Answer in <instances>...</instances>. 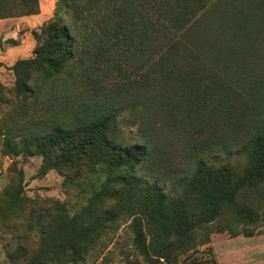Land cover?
I'll list each match as a JSON object with an SVG mask.
<instances>
[{"label":"trees","instance_id":"1","mask_svg":"<svg viewBox=\"0 0 264 264\" xmlns=\"http://www.w3.org/2000/svg\"><path fill=\"white\" fill-rule=\"evenodd\" d=\"M106 1L97 20L93 8ZM205 1L57 2L40 32L34 34L32 56L17 58L9 66L14 75L12 86L0 82V98L2 93H10L18 100L1 132L2 152L8 156L38 155L37 176L55 170L63 176L65 188L78 186L89 193L85 203L73 212L65 204L54 202L53 211L32 213L28 223L39 232L37 247L30 250L18 243L7 254L10 260L19 258L20 264H76L103 232L118 220L130 218L133 247L144 264H171L179 255L208 243L212 232L251 235L262 224L264 113L248 116L243 122L237 102L243 99L241 92L252 89L250 83L239 82L236 87L241 91L233 88L231 92L218 80L225 70L220 68L222 72L217 73L214 68H219L216 64L226 67L227 60L243 55L245 39L264 25V0H247L250 7L260 5L255 15L259 20L254 24V19L246 21L251 13L225 9L216 23L220 27L211 31L202 24V17L197 22L199 11L207 7ZM4 2L22 11L1 17L38 12V0ZM137 8L141 9L137 14L140 19H130ZM215 15L210 9L203 17ZM78 18L92 20V26L84 32L77 30ZM226 20L234 21L233 29L225 27ZM206 41L210 48L204 46ZM123 43L129 46L128 51L123 50L121 58L115 50L112 54V49ZM94 47L97 52L91 61ZM99 50L106 56L110 53L109 59L115 60L120 70L126 68L134 89L103 85L87 93L79 86L77 74L89 73ZM158 87L175 90L181 96L191 94L195 101L198 91L203 102L217 97L224 113L233 108L241 124L187 149L183 167H163L153 156L150 138L128 144L122 131L125 123L119 120L125 112L129 123L138 119L140 126L144 125L141 129H152L156 117L169 105V100L156 104L154 92ZM233 146L244 155L241 168L229 159L207 162L213 150ZM171 179L177 181L178 188L167 193L163 184ZM23 191L19 170L17 181L0 195V219L23 210Z\"/></svg>","mask_w":264,"mask_h":264},{"label":"rangeland","instance_id":"2","mask_svg":"<svg viewBox=\"0 0 264 264\" xmlns=\"http://www.w3.org/2000/svg\"><path fill=\"white\" fill-rule=\"evenodd\" d=\"M2 1L4 0H0V61L4 60L5 63L2 62L3 65L0 67V82L11 87L14 75L9 66L17 58L32 56V50L36 43L34 34L40 32L41 25L52 15L57 2L62 5L63 2L62 0H38L37 13L1 17L4 14L9 15L7 13L10 11H22L20 7L11 9L7 3L4 2L5 5ZM220 1L221 4L215 6ZM107 4V1L100 2L93 8L97 20L98 14ZM205 4L207 7L201 9L197 14V22L202 17V24L209 31L220 27L216 23L225 9H229L230 12L251 13L246 21L254 19L253 24L259 20L255 15L258 14L257 9L260 5L250 7L247 0H206ZM243 8L250 10L246 11ZM210 9L216 15L214 18L209 16L205 19L203 15ZM134 11L133 14L130 15L132 13L130 12L125 16L128 18L130 15V19L139 20L140 16L137 14L141 12V9L137 8ZM226 22L225 27L229 30L233 29L234 21L226 20ZM245 23L241 27H244ZM87 26H92V20L77 19L76 28H79L77 30L81 31L80 29H82L84 32ZM245 41L243 55H239L240 57L237 59L227 60L226 67L223 64H216L219 68H214L217 73L222 72L220 68L225 70L224 73L219 74L221 78L218 80L220 83L226 84L231 92H234L233 88L241 91L236 87L239 82L250 83L249 89H252L241 92L242 101L237 102L233 98L241 109L242 118L244 117L243 122L249 118L248 116L257 115L259 112L260 114L264 113V25L254 29ZM206 42L207 44L204 46L210 48L209 41ZM9 47L12 48L8 51ZM191 47L193 52L197 53L198 50L194 46ZM230 47L233 46L230 45ZM95 49L96 47L91 49V61L95 59L97 52ZM128 49V45L118 44L112 49V54L115 50L121 58L122 51L127 52ZM98 54L99 57L87 75H82V77L77 74L79 86L85 87L87 93H91L94 86L104 85L109 89L121 88L125 90L134 85L132 80L127 77L126 68L123 67L120 70V65L115 60L109 59L110 53L106 56L104 50H99ZM91 61L89 60V62ZM204 62L207 61L204 60ZM130 89H134V87ZM148 92L147 89L143 94L147 95ZM156 92V104L160 105L163 101L169 100V105L159 117H156L152 129L144 127L141 129L144 125L140 126L138 119L135 123H129L125 112L120 115L119 120L125 123L122 124V131L128 144L142 143L145 136L150 138L155 148L153 156L157 161H162L163 167L169 169L176 165L183 167L182 160L187 149H191L211 136L227 134L235 126L241 124L239 123L241 120H236V112L233 108L224 113L223 106L217 105V97H213L211 102H203L202 94L199 91L197 92V101L192 98L191 94L181 96L177 91L163 87H158L154 93ZM151 93L153 92L151 91ZM237 99H239L238 96ZM253 99L257 102H254ZM16 102L18 100L12 94L2 93L0 98V195L10 183L17 181L18 171L21 170L23 194L26 199L23 210L19 214L0 219V264H20L22 262L19 258L15 261L10 260L7 255L8 252L15 249L18 243L25 245L30 250L37 247L39 232L36 228L30 227L28 223L32 213L53 211L54 202L65 204L67 209L73 212L85 203L89 193L82 192L78 186L71 189L65 188L62 185L63 176L55 170H51L43 176H37L41 162L38 155L8 156L3 154L1 132L7 125L10 110ZM246 104H250V107H246ZM197 107H200L201 111ZM236 150L235 146L223 150H213L208 155L207 162L217 164L229 159L237 168H241L245 158ZM141 172H144V169ZM163 187L167 193H170L178 188V183L175 179H171L166 181ZM202 233L203 231L200 232V238L203 236ZM132 239L130 218H122L103 232L83 260L76 264H144L143 257L133 247ZM171 264H264V210L262 224L254 229L251 235L232 236L226 231L212 232L208 243L201 244L195 249L179 255L178 259Z\"/></svg>","mask_w":264,"mask_h":264},{"label":"crops","instance_id":"3","mask_svg":"<svg viewBox=\"0 0 264 264\" xmlns=\"http://www.w3.org/2000/svg\"><path fill=\"white\" fill-rule=\"evenodd\" d=\"M12 47H9L7 50L9 51L10 49H11ZM28 57V56H27ZM24 58V57H23ZM2 62L3 63H5V61L4 60H2Z\"/></svg>","mask_w":264,"mask_h":264}]
</instances>
